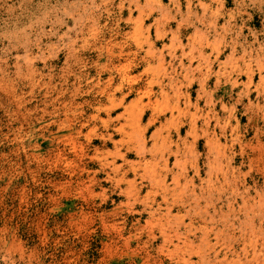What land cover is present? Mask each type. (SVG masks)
I'll return each mask as SVG.
<instances>
[{
  "label": "rangeland",
  "instance_id": "1",
  "mask_svg": "<svg viewBox=\"0 0 264 264\" xmlns=\"http://www.w3.org/2000/svg\"><path fill=\"white\" fill-rule=\"evenodd\" d=\"M179 1L182 14H177L176 21L171 18V29L175 31L184 20L186 39L193 37L195 30L196 35L213 31L209 37L214 36L216 42L227 35L228 46L214 63V70L227 68L231 72L230 67L236 63L238 68L235 66L231 78L237 84L232 86L231 81L221 85L216 96L219 106L211 113V132L204 136L199 125L196 145L188 136L189 116L180 126L178 137L186 138L189 148L193 143L195 152L190 149L188 156V147H181L186 155L181 159L188 160H184L186 167L177 168L174 157L170 159L166 205L159 196L155 202L153 197L147 199L149 182L138 201L128 200L125 186L120 188L108 179L107 173L113 176L111 169L106 167L104 171L102 165L112 161L111 151L118 142L122 143V152L129 154L125 155L127 162L115 161L117 167L126 168L139 161L137 152L127 147L136 145L142 135L146 161L153 160L157 148L163 149L155 147L150 137L170 113L166 112L147 133L145 125L154 112V107H146L147 98L142 107L139 104L130 110L145 109L139 129L137 123L132 126L135 122L128 121L127 135L122 137L114 136L113 128L126 123L118 122L117 114H122L126 104V108L132 106L139 87L147 85V77L162 73L156 61L147 66V24L159 18V4L165 13L171 12L170 17L175 15L173 1L0 0V264H264V0H193L191 14L186 11L187 1ZM199 1L209 11L221 9L211 16L201 15L205 5L200 8ZM150 6L157 9L155 15L148 22L146 17L145 29L136 32L140 10L144 9L146 16ZM151 37L155 39L154 31ZM163 44H170V39L159 41L152 52H160ZM122 48L125 54L130 49L138 50L136 68L128 77L137 91L113 111L111 128L106 129L100 122L108 119L104 89L111 75L112 86L122 82L116 65L125 63L119 58L111 61L109 50L118 52ZM229 56L232 65L222 62ZM248 75L252 78L249 95L244 90ZM153 88L156 97L152 102L159 111L167 109L169 101L160 97L157 86ZM197 88L192 87L188 94L192 113ZM239 97L241 103L237 102ZM199 108L206 110L203 102ZM220 128L227 133L224 135ZM212 131L217 133L221 156L217 149H209V141L214 140L208 138L213 136ZM171 133L172 140L178 142L174 129ZM108 134H113V140L101 137ZM147 148L153 152L147 153ZM210 150L214 156L208 153ZM105 154L107 157L101 158ZM194 157L196 161H192ZM157 220L162 229L153 223ZM173 231L181 232L182 237Z\"/></svg>",
  "mask_w": 264,
  "mask_h": 264
},
{
  "label": "bare ground",
  "instance_id": "2",
  "mask_svg": "<svg viewBox=\"0 0 264 264\" xmlns=\"http://www.w3.org/2000/svg\"><path fill=\"white\" fill-rule=\"evenodd\" d=\"M171 1H173L174 7H175V15H173V16L170 17L171 12L165 13L166 11H165V9H163L164 7H162V5L159 4L158 5V8H157V9H159V18L154 19L153 24H151V25H148L147 24V35H148V40H149L148 43H147V46L148 47H147V52H146V55H147V66H150V64L152 63V61H156L159 64L162 73L157 74V75H154V76H148L147 77V85L144 84L143 87H141V86L139 87V96H137L138 98H135L134 97L135 99L133 101L136 100L135 102L131 101V103H132V106L131 107L129 106L128 108H126V105L127 104L125 106H124V104H125L126 98L130 94H132L134 91H137L136 90L137 88L135 86H133L132 83H130L128 81V77H129L131 71L136 68V65H137L136 64L137 63L136 62V54L138 53V50L133 51V50L130 49L128 51V53H126V54H125V49L124 48L120 49L118 52H116V51H114L112 49L109 50V52H111L110 53V60L111 61H113L115 58H119V59H124L125 63H121L118 60L119 63H118V65H116L117 71L119 73L118 75L122 79V82L118 83L117 85L112 86V82L114 81V77L111 75L112 78L109 80L108 87H105V89H104V93L107 94V102H108V105L106 106V115L108 116V119H100L101 124L103 126H105L106 129H110L111 128L110 125L112 123L111 114L112 113H115V112H113L114 110L119 109L120 107L124 106L125 109L123 108L124 111L122 112V114H120V115L117 114L118 115L117 121L120 122L121 120H126V123L123 122L124 125L123 124H119L118 127L116 126L115 128H113V130H114V133H113L114 136H119L120 135V136L124 137V136L127 135L125 124L126 125H129L128 121L129 122L131 121L130 124L133 123V122H135L132 126H134V125L136 126V123H137V126H138L137 128L139 129L140 124L145 120V117H146L145 109L141 108L142 107L143 100L145 98H147V101H148L146 107H154L151 110V111H154V112H152V115H150V117L148 118L147 123L145 125V130H147V133H148V131L150 129H152V128H154L156 126V124L159 122V120L162 119V116L166 112L167 113L168 112L170 113L169 118L166 120V122L164 124H160L158 126V128L156 127L157 129L154 130V132H152L153 135H152V137H150L154 141L152 143L155 144L154 145L155 147L156 146L157 147L158 146L163 147V149L157 148L158 152H156V153L154 152L155 154H153L152 153L153 151H151L153 148H155V147H153V144H152V149L151 150L147 148V153H150V151H151V153L153 155L152 156L153 157L152 158L153 160H147L146 161V157H145L146 140L144 139V136L142 135V136H140V139H139V141H138V143L136 145L132 146V148L127 147L128 150H132L133 149L134 151L137 152L138 156L141 157V158H139V161H137V162H135L133 164H130L126 168H124V166H122V165H119V167H117L115 161L117 159H122L124 162H127L126 161V157L127 156H125V155L126 154H129L128 151L126 153L125 152H122V149H121L122 143L121 142H118V144H116V146L114 145L115 146L114 147L115 150L114 151H111V155H110L111 157L110 158H111L112 161H107L106 162L107 164L106 165L104 164L105 166L102 165L104 171L106 170V167L109 168V169H111V172H112V175L113 176H111L110 173H107L108 179H111V180L113 179L118 184V186L120 188L122 187V185L125 186L124 190L123 189L122 190H123L124 194H126L128 200H130L131 198H133L134 201H138V199L140 198L141 192L143 191V188H144L145 183H148L149 182L148 185H149V187H151L150 188L151 189V193L149 194V197H147V199L153 197V201L155 202L156 201L155 199H157V197L159 196V197H161L163 199V201H165V200L167 201L166 198H167V195L169 196V193H170V190L169 189L170 188L168 187L167 181L165 179L167 178L168 174L170 173L169 172L170 170H168V168H169L168 167V164L170 162V159L172 157H174V159H175L174 166H176L177 168L178 167H181V166H185L186 167L185 164H188V163H184V160L186 159L185 156L186 155L189 156V154H190L189 152L190 151H193V148H194L193 147V143H192V146H190V148H189V143H188V141H187L186 138H184V137L183 138L182 137H178V136H181V133H180L181 132V127L180 126L182 124H184V122H186L187 117L189 116V119H188L189 120V123H188V125H189V134L188 133L187 134H188L189 138L194 139L193 141H194V144L196 145L197 142H198L197 139H199L198 138V135H197L198 129H199V125H201V130L200 131H202V133L204 134V136H206L207 133L211 132L210 131L211 130V124H212V122H214V120H213L214 118H213V116H212L211 113H212V111L215 112V109L217 108V106H219L218 103H217V100H216V96L218 94V91L221 88V85H223V84L227 85L228 83L230 84L231 81H233L232 82V86L234 84H237V81L232 80V78H231L233 72L235 71L234 69H237L238 68L237 67L238 65H236V63H234V64H235V66L237 68H235L234 65L230 64V62H234V61H230L231 58H232V56H233L232 55V52H233L232 50L234 48H232V50H231L232 52L230 51V53H229L232 56L231 57L229 56L228 59L226 58L227 61H222L223 63L226 62L227 64L229 62V65H232L230 67L231 72H230V70H227V68H225V69L219 68L218 71H215L214 70V63L215 62H217V63L219 62V59L224 54L223 53L224 52V49L227 48V46H228V45L226 46V43L227 42L225 41L227 35H224L223 37H221V39H218V40L216 39L217 40V42H216L213 39L214 36H213V38L212 37H209L211 35V33L213 32V31L208 32L210 29L207 30L208 34H206V35L202 31L204 33V36L205 37H202L203 35H201V34H203V33L201 31H199V32H201L200 35H199V32H198V35H196L197 34L196 33L197 31L194 29L195 30L194 31L195 33L192 35L193 37H190L188 35L190 37V39H186V37H184V30H183V26H182L183 23H184V20H181L182 22L180 21L181 23L178 24L177 29H175V31H173L171 29V26H172L171 25V22L172 21H170L171 18L174 17L172 20L176 21L175 18L177 16V14H182L180 1L179 0H171ZM186 1H187L186 11L189 14H191L192 13V3H193V0H186ZM149 2L151 3V0H147V4H149ZM158 2L160 3V1H158ZM207 3H209V2H207ZM220 4H219V6H221ZM204 5L205 4L203 2H200V5L199 6L201 8ZM135 7H137L136 4H135ZM204 7L201 9V12L204 9V11L201 14V15H204V16H206V15H210V16L211 15H214L215 13H218L217 12L218 11L217 9H221V8L217 7L215 12L214 11L212 12L211 9H210V11H211L210 12L206 8V5ZM157 9H154V8H152L150 6L149 7V10H147L146 16L144 15V13L146 11L143 12L144 9H142V11L139 9L140 10V12H139L140 13V16H139V18L137 17L138 20L136 18H134V19H136L135 21H137L135 23L136 32L137 31H142V30L145 29L144 28V22H145L146 17H147V22L150 21L151 18L155 15L154 10H157ZM186 11H185V13H187ZM209 12H210V14H209ZM193 13H195V11ZM185 16L187 17V15H185ZM195 16H197V13L195 14ZM204 16H203V18H204ZM186 17L184 19H186ZM200 17L201 16H199V19L198 18L197 19L200 20ZM180 19H182V18H180ZM187 19H189V17ZM198 20H197V22H198ZM215 20H217V19H215ZM186 21L187 20H185V22ZM211 21H212V19L208 22L209 23V27H211V25H212ZM187 23H189V21ZM192 23H190V24H192ZM227 23L229 24V21ZM187 26H189V25H187ZM212 28H215V27H212ZM152 31H154V37H155V39H153V40H152V37H151ZM214 33H215V31H214ZM216 33H218V32H216ZM217 35L219 36V34H217ZM235 36H237V35H235ZM166 39H170V44H163V47L160 49V52H158V51L157 52H152L153 49L155 48V45L157 43H159V41H165ZM184 39H186V43L184 42ZM223 39H224V41H223ZM107 44H105V45H107ZM234 45H233V47H234ZM230 47H232V46L230 45ZM208 51H210V52H208ZM167 58H169L170 61H168L169 63H167V65L165 66L166 61H167ZM227 64H225V65L227 66ZM219 66H221V65H219ZM227 67H229V66H227ZM145 70H147V69H145ZM151 70L152 69H150V71ZM249 71H251V70H249ZM249 71H247V72H249ZM250 76H251V74H250ZM248 78H249V75H248ZM262 80H263V83L262 82L261 83L264 85V79H262ZM124 81L125 82L128 81V82L125 84ZM251 83H252V78H249L248 79V82L244 85L245 87L247 86V88L244 89V90L246 92L248 91V95L250 93V85H251ZM257 83H259V82H257ZM211 84H213V86H211ZM154 86H157L158 87L157 92H158V94H160V97L161 98H166L169 101L170 106L167 109L159 111V109L156 107V104H155L156 102H152L153 97H156V92H153V91H155L154 88H153ZM194 86H197L198 87L197 88V93L198 94H197L196 104L194 103L195 104V112L193 111L194 113H192L191 112L192 103H191V100H190V96L188 94L190 93V91L192 90V87H194ZM210 87H212L213 89L211 90ZM124 90H126L129 93L128 94H124L123 93ZM263 90H264V88H262V93H263ZM118 94H122V97L118 98L117 97ZM241 99L242 98L239 97V99H238L237 102L238 103H241V101H242ZM129 102L130 101H128V103ZM201 102H203L205 104L206 110H203V111L200 110L199 106H200V103ZM256 102H257V100H256ZM139 104L141 105V107H140L141 109L139 107H137L136 109H138V108L140 109V110L138 109V112L130 111L132 109V107H136ZM221 104H222L221 105V108L224 106L222 109L225 110L226 108H225L224 103L222 102ZM248 104H250V102H248ZM212 108H214V109L212 110ZM136 109L133 108L134 111H136ZM226 123H227V121H226ZM216 126H218V125H216ZM173 129L175 131V135H177V137H178V139H177L178 142H174L172 140V133L171 132H172ZM221 129L222 128H220V130ZM230 129H231V125H230ZM141 131H142V129H141ZM222 131H223V134L224 135L227 133V130L226 129H224V130L222 129ZM142 132H144V130ZM232 132H230V133H232ZM212 133H213V136L211 135L208 138H211L212 137V139H214V140L211 139L212 142H213V141H216L218 138L216 137V134L217 133L215 131L214 132L212 131ZM113 134H108L106 136H103L102 135L101 137L107 138L109 140H113V138H114L113 137ZM235 138H237V137H235ZM115 142L116 141H114V143ZM209 142H210L209 149H211L213 151L215 149H217L216 152H217L218 156H221L222 155L221 154V151H219L220 150L219 149V147H220L219 141H218V144H217V141L215 143H213V144H211L212 143L211 141H209ZM180 143H181V145H180ZM182 146H184V148L186 146L188 147L187 148V153L188 154H186L184 156H183V154H185V153L182 152V148H181ZM211 150L208 153H212ZM193 152H195V151H193ZM222 153H224L223 152V149H222ZM107 154H108V152H107ZM213 154L214 153H212V155ZM192 156H194V155H191L190 157L192 158ZM105 157H107L106 154L103 157L101 156V158H105ZM182 157H184L185 159L183 158V160H182L181 159ZM208 158L210 160V157H208ZM208 158H207V160H208ZM194 159H195V157L193 158L192 161H196ZM215 160H218L217 157H216ZM185 161L187 162L188 160H185ZM219 161H220V159H219ZM183 163H184V165H183ZM219 163H221V162H219ZM219 163L217 165L221 167V165H219ZM153 164H154V169L151 170L152 167H153L152 166ZM211 166L214 167L213 165H211ZM211 166L208 165V167H210L211 169H213ZM189 167L191 168L190 165H189ZM210 168H209V170H210ZM183 169H184V167H183ZM195 170L196 169H194V171ZM142 171H143V173H142ZM181 171L179 173H181ZM174 174H172V176ZM182 174H183V172H182ZM182 174H180V175L182 176ZM131 175L133 176V178L132 179H129V176H131ZM177 175H178V172H177ZM180 175H179V177H180ZM208 177H209V174H208ZM184 178H186V176ZM173 181L175 182V184H178L179 185L178 178H174ZM189 181H192V178ZM184 182H182V183H184ZM175 184H173L172 186H170L171 189H172V187ZM182 185L184 186L185 184H182ZM209 188H210V186H209ZM177 189L179 190V187ZM186 189H188V188H186ZM86 190L91 191L88 186H86ZM181 190H183V189H180V191ZM173 191H172V193H174ZM180 191L178 193H180ZM175 194H176V192H175ZM171 195L172 194H170V196ZM171 198H174V197L171 196ZM174 200H176V199H174ZM166 201H165V204H166ZM172 205H174V203ZM164 207L167 208L166 206H164ZM158 209H159V206H158ZM167 210L170 212V207ZM167 214H169V213H167ZM185 216H189V215L186 214ZM165 217H166V214H165ZM174 217L175 218H178L179 217V214H178V217L173 216V218ZM174 220H176V219H174ZM174 220H172V221H174ZM170 221H171V219H170ZM180 221L178 220L179 223H180ZM178 222H177V224H178ZM153 223H155L156 226H159V227L161 226L160 225V220H157L156 222H153ZM170 223L171 222H169V225L167 223L166 224L168 226H170V227L171 226L173 227L174 224L171 223L172 224L171 225ZM167 225H165V226H167ZM183 225L185 226V224H183ZM190 225H188V226L190 227ZM194 227H196V226H194ZM179 228H180V226H179ZM160 229H162V226H161ZM172 229H174V228H172ZM160 231H163V230H160ZM188 231H186V232H188ZM164 232H165V229H164ZM164 232H162V234H165ZM173 233H178L179 234V232H176V231L175 232L173 231ZM174 235L176 236V234H174ZM180 235H182L181 232H180L179 236ZM185 235L186 234H184V236ZM188 235H189V232H188ZM201 235H202V237H204L203 234H201ZM165 236H166V234H165ZM167 236H169V235H167ZM180 237H182V236H180ZM176 238H179V237L176 236ZM171 240H173V239H171ZM177 240H180V239H177ZM188 240H190V239L188 238ZM204 241H205V239H204ZM171 244H172V242H171ZM168 245H170V244H168ZM175 246L177 247L176 244H175Z\"/></svg>",
  "mask_w": 264,
  "mask_h": 264
}]
</instances>
